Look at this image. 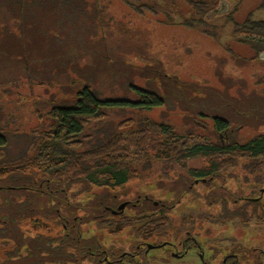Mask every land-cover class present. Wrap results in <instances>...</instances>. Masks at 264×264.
Wrapping results in <instances>:
<instances>
[{"label": "rangeland", "instance_id": "obj_1", "mask_svg": "<svg viewBox=\"0 0 264 264\" xmlns=\"http://www.w3.org/2000/svg\"><path fill=\"white\" fill-rule=\"evenodd\" d=\"M261 1L242 0L236 20L242 22L252 10H255V19L264 20V11L256 10ZM54 2L25 0L24 4L20 1L11 3L13 13L10 18H5L8 22L0 21V56H4L0 58V126L10 125L8 130L14 138L9 146L11 157L29 142L27 138H18L14 134L29 133L38 124L33 113L34 100L70 103L73 94L86 83L104 96L124 93L134 97L125 88L130 79L140 86L167 91L170 101L165 110L148 115L156 121L169 122L178 133L209 136L211 121L200 120L195 115L206 103L216 110V101L225 109L238 140L264 133V51L252 62V48L235 41L232 24L226 20L234 3L232 0H221L218 7L207 15L209 24L217 27L219 46L198 32L173 24L156 23L155 20H164L166 15L177 24L188 17L190 9L181 0H174V3L139 0L153 4L158 10L157 15L147 12L145 16L133 13L120 0H76L63 7ZM8 7L6 2L1 3L0 16ZM67 11L69 15H65ZM229 47L233 54L226 49ZM256 75L260 76L262 84H254ZM48 107L43 103L41 109L46 111ZM129 116L133 114L112 112L111 118L100 125L116 128ZM48 123L49 120L44 118L43 124ZM247 162L242 161L220 174L216 179L218 184H222L224 177L232 191L240 188L248 196L251 191H255L254 194L259 192L264 185V172H249ZM205 164L202 159L190 160L185 165L156 161L138 164L141 177L128 182L115 193L116 200L110 197L105 204L110 203L115 210L119 204L133 203L137 195L146 193L151 201H142L140 207L128 206L124 213L142 221L165 214L160 207L153 208L154 200L170 205L186 190V196L168 215L171 227L166 238H174L173 232L184 236L183 231L191 229L192 234L205 231L211 238L206 243L215 244L214 248H218L216 245L228 246L232 241L230 238L234 237L235 243L240 241L246 248L257 246L264 250V216L260 208L258 215H252L249 210L243 216L244 220L235 215V210H239L238 203L242 202L239 200L236 207L227 205L231 216L228 223L221 226L209 224L208 221L218 216L221 209L218 204H207L213 196L206 199V189L201 185L192 191L188 189L193 180L186 173L190 168H201ZM257 175L260 176L259 182L255 181ZM237 196H229V199L233 201ZM190 219L195 221V228ZM32 230L33 236L42 233ZM103 233L108 239L107 232ZM24 234L19 230L20 238ZM141 235L142 239L138 240L146 243L160 238L152 236L151 232H141ZM110 241L108 244L114 248L127 249L133 237L122 232ZM163 252L164 248L151 249L147 264H202L192 249L181 259L170 258V254L167 259L162 258ZM52 259L44 258L45 264H60ZM210 263L217 264L215 261Z\"/></svg>", "mask_w": 264, "mask_h": 264}, {"label": "trees", "instance_id": "obj_2", "mask_svg": "<svg viewBox=\"0 0 264 264\" xmlns=\"http://www.w3.org/2000/svg\"><path fill=\"white\" fill-rule=\"evenodd\" d=\"M19 1L25 2L0 0V6L2 2L9 5L0 16L1 23H7L5 18L13 13L11 3ZM54 1L59 7L76 2ZM120 1L138 16L147 12L158 14L153 4ZM181 1L190 9L188 17L177 24L166 15L164 20H155L156 23L198 32L219 46L217 27L209 24L207 15L221 0ZM232 1L226 20L232 24L235 41L252 48L250 60L254 62L264 51V20L255 19L252 10L242 22L237 21L235 15L242 0ZM256 10L264 11V0ZM65 15H69L68 11ZM254 37L260 40H253ZM226 49L234 53L230 47ZM127 81L125 88L134 97L124 93L104 96L86 83L73 94L70 103L34 100L33 113L38 124L29 133L14 134L29 141L15 156L11 157L9 151L14 139L8 130L10 125L0 126V264H45L44 258H54L60 264H107L101 260L102 250L118 233L125 232L134 238L142 237L141 232L165 236L171 227L168 215L139 221L125 214L114 215L110 203L105 204L110 197L116 200L115 193L128 182L141 177L138 164L156 161L185 165L190 160L202 159L206 163L203 167L190 168L186 173L192 180L205 179L206 184L242 161H248L249 172H264V133L238 140L232 122L217 101L216 110L206 103L195 115L200 120L211 121L209 136L178 133L169 122L156 121L148 115L165 110L170 101L167 91L140 86L131 79ZM260 83V76L256 75L254 84ZM43 103L49 105L48 110L42 111ZM116 111L133 116L120 121L116 128L100 125ZM44 118L49 120L47 125L43 124ZM259 177L255 181L259 182ZM262 198L250 203L261 205L260 213L264 216ZM212 203L218 204L221 213L210 223L216 226L228 223L231 216L226 207H236V201L219 195ZM153 208L156 209L154 205ZM189 222L195 228V221ZM32 229L42 233L33 236ZM19 230L25 233L23 238ZM127 262L147 264L137 256L128 258Z\"/></svg>", "mask_w": 264, "mask_h": 264}, {"label": "flooded vegetation", "instance_id": "obj_3", "mask_svg": "<svg viewBox=\"0 0 264 264\" xmlns=\"http://www.w3.org/2000/svg\"><path fill=\"white\" fill-rule=\"evenodd\" d=\"M220 177V176H219ZM222 184H218L216 179H212L208 184H206V180L203 179L202 181L198 180H193V183L189 184L188 189L190 191L193 190L195 186L201 185V187L206 189L205 198H209L211 196L212 199L208 200L207 204L209 206L213 205V199L214 197L220 196L222 198H229V196H236L238 194V198L234 199L236 203L239 202V210H235V215L236 216H243L247 215V212L250 210L252 211V215L256 214L258 215L259 208L261 209V205L255 206L250 202H258L262 197H263V190L264 186L260 188L261 192L257 191L255 194V191H251V195L243 194L241 192L240 188H236V192L232 191L229 189V187L226 185V179H221ZM200 183L206 184L202 185ZM188 191L184 190L179 197L176 199V202H172L170 205H167V203L162 202V200H152L153 205L156 208L160 207V210L163 211L166 215H169L171 211H174V209L177 206V203L181 202V199H183L186 196V193ZM237 193V194H236ZM144 196L137 195V198L135 202H127V205L123 209V211H118L117 213H114L116 210H118V207L120 204L117 206V208L114 210H111L112 214H118L120 213L121 215L125 213L126 209L128 206H133V207H140L142 206V201H151V198L149 197L148 194H143ZM263 200V198H262ZM124 203V202H123ZM122 204V203H121ZM236 205V204H235ZM145 208V207H143ZM257 208V212L254 211ZM220 210V208H219ZM144 211H146L144 209ZM226 211L227 207H226ZM221 212V211H220ZM148 214V213H147ZM164 214V215H165ZM183 217V215H180ZM185 217V216H184ZM211 218V217H210ZM214 218V217H213ZM210 225L215 226L214 224L210 223V220L208 221ZM203 230V229H201ZM173 232V231H170ZM184 236L177 234V232H173L174 238H169V237H161L158 238L157 241H152L151 243H146L144 241L138 240L142 239L140 238H134L133 241L130 243L129 246H127V249H122V247L119 248H114L111 245H107L105 249L102 250V254L104 255L101 260H104L107 264H124L128 263L127 260L128 258H135L137 256L139 260L141 261H146V259L149 257V251L154 248H164V256L162 258L167 259V255L170 254V258L175 257L177 259L185 258L188 254L189 251L192 249L194 251V254L201 260L202 264H211V261L217 262V264H260L264 263V250L261 248L256 247H249L246 248L245 245L242 242H236L235 239L230 238L231 243L228 246H218V248H214L215 244H209L206 243L208 241H211V238L208 234H205V231L203 232H196L192 234L191 230H185ZM172 234V235H173ZM206 238L207 240L205 241ZM204 241V242H203ZM204 243V244H203ZM149 245L152 246V248H149ZM214 245V246H213ZM220 247V248H219ZM222 247V248H221ZM208 254V255H207ZM207 256V258H206ZM209 257V259H208ZM131 264V263H128Z\"/></svg>", "mask_w": 264, "mask_h": 264}, {"label": "water", "instance_id": "obj_4", "mask_svg": "<svg viewBox=\"0 0 264 264\" xmlns=\"http://www.w3.org/2000/svg\"><path fill=\"white\" fill-rule=\"evenodd\" d=\"M126 205H127V202L120 204V206L118 207V210H116L114 213H117L118 211H123ZM149 248H152V246L149 245Z\"/></svg>", "mask_w": 264, "mask_h": 264}]
</instances>
